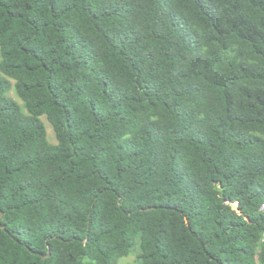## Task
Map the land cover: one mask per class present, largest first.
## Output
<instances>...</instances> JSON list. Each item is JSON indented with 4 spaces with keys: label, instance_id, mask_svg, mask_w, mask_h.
I'll use <instances>...</instances> for the list:
<instances>
[{
    "label": "trees",
    "instance_id": "trees-1",
    "mask_svg": "<svg viewBox=\"0 0 264 264\" xmlns=\"http://www.w3.org/2000/svg\"><path fill=\"white\" fill-rule=\"evenodd\" d=\"M0 57V264H264V0H0Z\"/></svg>",
    "mask_w": 264,
    "mask_h": 264
},
{
    "label": "rangeland",
    "instance_id": "rangeland-1",
    "mask_svg": "<svg viewBox=\"0 0 264 264\" xmlns=\"http://www.w3.org/2000/svg\"><path fill=\"white\" fill-rule=\"evenodd\" d=\"M4 77L7 78L8 81L10 82V89L7 93L8 96L10 98L18 101L19 103H22V100L17 95L15 88H14L15 80L13 78L6 76V75H4ZM42 119L46 125L47 135H48L49 141L50 142H56L55 134H54V131H53L50 123L47 121L45 116H43ZM139 253H140L139 246L135 245L133 251L131 252L132 255L124 256V257L120 258L117 264H139V258H138Z\"/></svg>",
    "mask_w": 264,
    "mask_h": 264
},
{
    "label": "water",
    "instance_id": "water-1",
    "mask_svg": "<svg viewBox=\"0 0 264 264\" xmlns=\"http://www.w3.org/2000/svg\"><path fill=\"white\" fill-rule=\"evenodd\" d=\"M0 216H2V212H0Z\"/></svg>",
    "mask_w": 264,
    "mask_h": 264
},
{
    "label": "built area",
    "instance_id": "built-area-1",
    "mask_svg": "<svg viewBox=\"0 0 264 264\" xmlns=\"http://www.w3.org/2000/svg\"><path fill=\"white\" fill-rule=\"evenodd\" d=\"M263 207H264V205H263Z\"/></svg>",
    "mask_w": 264,
    "mask_h": 264
}]
</instances>
